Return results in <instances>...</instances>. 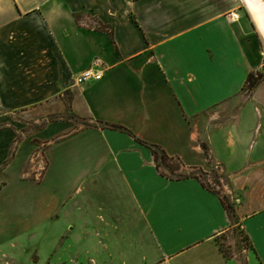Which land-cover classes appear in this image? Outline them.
Here are the masks:
<instances>
[{
  "label": "crops",
  "instance_id": "1",
  "mask_svg": "<svg viewBox=\"0 0 264 264\" xmlns=\"http://www.w3.org/2000/svg\"><path fill=\"white\" fill-rule=\"evenodd\" d=\"M263 52L264 0H0V264H264Z\"/></svg>",
  "mask_w": 264,
  "mask_h": 264
},
{
  "label": "rangeland",
  "instance_id": "2",
  "mask_svg": "<svg viewBox=\"0 0 264 264\" xmlns=\"http://www.w3.org/2000/svg\"><path fill=\"white\" fill-rule=\"evenodd\" d=\"M262 57V66L261 71H257L261 74L264 73V52L260 53ZM158 168L161 173L167 176H174V175H185L187 173L195 172L204 182H206L209 186L216 189L218 192H221L222 189L217 180V175L215 171H211L208 175L203 173H198L196 170L193 169H183L179 163L175 159H168V160H158ZM226 200V199H224ZM226 202H228L226 200ZM229 203V202H228ZM231 219H234L232 216ZM216 243L220 251L226 257H235L240 264H243V256L242 252L244 249H248V242L239 229L237 225H233L228 231L220 234L216 238ZM31 260H34L33 254H31ZM45 264H48L47 262ZM63 264V263H58ZM70 264H75L73 261Z\"/></svg>",
  "mask_w": 264,
  "mask_h": 264
},
{
  "label": "trees",
  "instance_id": "3",
  "mask_svg": "<svg viewBox=\"0 0 264 264\" xmlns=\"http://www.w3.org/2000/svg\"><path fill=\"white\" fill-rule=\"evenodd\" d=\"M261 77V73L259 72H255V73H248L245 81H244V88L245 89H249L251 88L256 82L257 80ZM148 147L150 148V151L152 153V157L153 160L155 162L156 167H158V160H168L171 159L172 157H168L166 154H164V152L157 147L156 145L153 144H148ZM174 159V158H172ZM180 176H184V175H174V176H168V177H180ZM221 203L224 207V209L226 210L228 217L231 219L232 217V206L230 203L226 202V200L224 199H220ZM223 254V253H222Z\"/></svg>",
  "mask_w": 264,
  "mask_h": 264
},
{
  "label": "built area",
  "instance_id": "4",
  "mask_svg": "<svg viewBox=\"0 0 264 264\" xmlns=\"http://www.w3.org/2000/svg\"><path fill=\"white\" fill-rule=\"evenodd\" d=\"M231 19L236 18V14L229 13ZM103 63L98 57H92L89 64L79 73L73 76V82L77 85L88 80H98L101 77Z\"/></svg>",
  "mask_w": 264,
  "mask_h": 264
}]
</instances>
